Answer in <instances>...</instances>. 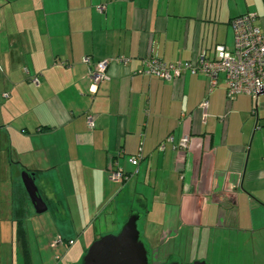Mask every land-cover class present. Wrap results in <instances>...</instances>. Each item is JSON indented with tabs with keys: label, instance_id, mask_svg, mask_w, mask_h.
<instances>
[{
	"label": "crops",
	"instance_id": "0c3cea01",
	"mask_svg": "<svg viewBox=\"0 0 264 264\" xmlns=\"http://www.w3.org/2000/svg\"><path fill=\"white\" fill-rule=\"evenodd\" d=\"M248 11L264 31V0H0V132L51 210L54 241L82 256L137 211L149 264H264V92L227 100L223 76L209 91L203 73H136L150 56L232 50L230 20ZM87 55L128 60L91 93Z\"/></svg>",
	"mask_w": 264,
	"mask_h": 264
},
{
	"label": "built area",
	"instance_id": "2783aa9c",
	"mask_svg": "<svg viewBox=\"0 0 264 264\" xmlns=\"http://www.w3.org/2000/svg\"><path fill=\"white\" fill-rule=\"evenodd\" d=\"M103 8V6L97 7L99 11L103 10ZM257 18L256 12L248 11L230 20L234 39L232 50L218 44L212 57L201 55L193 62L175 61L168 63L162 59L150 56L143 59L142 68L136 73L153 75L162 80H174L185 73H203L209 79V91L216 86L218 78L223 76L227 100L233 99L240 93H247L256 98L260 93L264 92V31L257 25ZM127 60L128 58L119 56L91 63L90 56H84L82 61L92 65V69L89 72L90 92L95 93L99 83L108 78L106 69L110 63H125ZM32 81L37 84V76H34ZM4 96H7V94H4ZM207 104V99H203L200 102V107L204 113ZM86 123L89 128L94 126V120L91 115H87ZM171 139V136L166 138L167 141H171ZM178 146L186 148L188 146V137H182ZM160 148H163V143L160 144ZM131 160L136 162L135 157H132ZM109 177L112 180H120L122 172L119 170L111 171ZM68 243L71 244L72 241ZM57 244H61L60 237H57L51 246Z\"/></svg>",
	"mask_w": 264,
	"mask_h": 264
},
{
	"label": "rangeland",
	"instance_id": "374dc122",
	"mask_svg": "<svg viewBox=\"0 0 264 264\" xmlns=\"http://www.w3.org/2000/svg\"><path fill=\"white\" fill-rule=\"evenodd\" d=\"M3 104V103H1ZM11 112V110L9 111ZM10 113L6 114V118L10 117ZM8 142L3 132H0V216L1 220V252L3 257L0 264H23L22 251L18 247L16 239L17 227L23 228L27 237L26 258L29 264H77L81 261L80 245L77 243L72 249L57 244L50 246L57 234V227L53 223L51 210L36 213L33 208L29 209L27 216L22 221H13L10 224L8 215L12 197L10 196L11 188H21L20 167L15 163L14 157L8 151ZM10 161H9V160ZM14 161V162H13ZM141 227V223H138ZM120 229V228H119ZM10 236V237H9ZM10 240L12 241L10 243ZM3 242V243H2ZM12 245V246H11ZM12 247L10 255L9 248ZM68 250V251H67ZM151 262V260H150ZM182 264H188L181 261ZM151 264H167L152 263Z\"/></svg>",
	"mask_w": 264,
	"mask_h": 264
},
{
	"label": "water",
	"instance_id": "95a60500",
	"mask_svg": "<svg viewBox=\"0 0 264 264\" xmlns=\"http://www.w3.org/2000/svg\"><path fill=\"white\" fill-rule=\"evenodd\" d=\"M21 183L36 213L47 209L46 203L38 195L34 178L26 170L21 173ZM141 213L131 211L126 221L116 233H107L94 239L87 247L78 264H149L147 250L140 240L137 221ZM168 264H182L171 262ZM190 264H206L193 261Z\"/></svg>",
	"mask_w": 264,
	"mask_h": 264
},
{
	"label": "trees",
	"instance_id": "16d2710c",
	"mask_svg": "<svg viewBox=\"0 0 264 264\" xmlns=\"http://www.w3.org/2000/svg\"><path fill=\"white\" fill-rule=\"evenodd\" d=\"M20 183H21V181H20ZM21 188L22 189H20V188L16 189V191H15V189H13V187L11 188L10 196L12 197V199H11V203L8 206L10 208V211H11L10 212L11 213V222L16 221V220L20 222L26 218V215H25L26 210L24 209V206L26 205V201L29 199H28V196H27V194H26V192L22 186V183H21ZM17 228H18V230H17L16 239L18 241V247H19L20 251H22V253H23L22 254L23 264H29V261L26 258L27 237L25 235V231L23 228H20V227H17ZM11 242L12 241L10 240V243ZM11 246H10V248H12Z\"/></svg>",
	"mask_w": 264,
	"mask_h": 264
},
{
	"label": "flooded vegetation",
	"instance_id": "af4514ba",
	"mask_svg": "<svg viewBox=\"0 0 264 264\" xmlns=\"http://www.w3.org/2000/svg\"><path fill=\"white\" fill-rule=\"evenodd\" d=\"M38 195L39 196H41V194L38 192ZM1 200V199H0ZM11 212V211H10ZM9 212V215H8V219L10 220L9 222H10V224H11V213ZM1 220H3V218H1V216H0V229H1ZM0 243H1V230H0ZM3 243V242H2ZM9 251H10V255H11V253H12V250H11V248L9 249ZM3 257V255H2V252H1V247H0V259Z\"/></svg>",
	"mask_w": 264,
	"mask_h": 264
}]
</instances>
